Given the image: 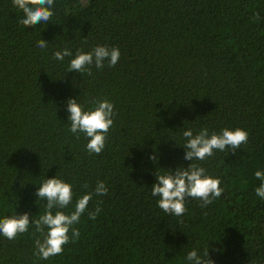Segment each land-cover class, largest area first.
<instances>
[{"label":"trees","instance_id":"16d2710c","mask_svg":"<svg viewBox=\"0 0 264 264\" xmlns=\"http://www.w3.org/2000/svg\"><path fill=\"white\" fill-rule=\"evenodd\" d=\"M52 11L49 22L25 27L12 0H0V219H38L47 201L35 193L55 176L72 185L65 214L99 181L108 193L93 196L74 225L79 239L62 254L35 255L44 235L30 223L14 240L0 234V264H189L193 249L209 250L215 264H264L254 175L264 172V0H54ZM98 45L120 49L114 67L68 72L77 50ZM65 47L73 55L56 60ZM75 98L85 110L94 100L114 105L99 155L70 132L67 101ZM205 127L242 128L248 142L185 160L183 132ZM190 163L224 192L206 207L187 198L181 217L165 213L151 195L156 174Z\"/></svg>","mask_w":264,"mask_h":264},{"label":"clouds","instance_id":"9594fccd","mask_svg":"<svg viewBox=\"0 0 264 264\" xmlns=\"http://www.w3.org/2000/svg\"><path fill=\"white\" fill-rule=\"evenodd\" d=\"M13 6L23 13V18L19 21L25 27L36 26L47 23L54 15L52 7L54 0H12ZM254 19H259L256 14ZM48 41L40 39L37 47L47 48ZM54 58L63 61L65 57L73 55L71 49L65 47L54 54ZM120 58L118 47L96 46L89 52L77 50L75 57L71 59L68 72L83 74L87 72L91 75V66L103 69L105 63L108 67H114ZM93 109L85 110L77 102V99L67 101L68 119L73 134L83 133L88 138L87 151L99 155L105 148L107 135L114 124V105L108 100L92 102ZM183 137L186 140L184 159L188 161H203L214 155L215 151H225L230 149L233 153L248 142L249 133L242 128L230 130L222 129L219 133L209 134L208 129L202 128L197 134H193L192 129L185 130ZM156 161L158 157H151ZM255 177L262 181L255 189L256 195L264 200V172L256 171ZM219 178L212 177L206 173V169L196 164L190 163L188 167H178L175 171L162 175L156 174V183L151 187V195L159 197L157 203L165 213L181 217L187 211L185 201L187 198L199 199L202 201L201 207L210 205L215 199L221 197L224 188L220 186ZM86 187V186H85ZM108 188L104 181H99L94 192L84 194L76 201L75 209L70 214H65L62 209L72 203V185L63 181L57 176L47 178L37 189L35 195L39 199L47 201V211L38 219L31 220L28 213L22 215L8 216L0 219V234L9 240H14L19 234L28 232L30 223L35 230L44 235L43 240L37 239L35 242L36 252L39 258L47 260L50 257L60 255L64 251V246L70 241L79 239L80 231L74 225L80 222V217L88 210L89 202L94 195H107ZM54 209H58L53 212ZM101 209L99 206L94 211L88 213L89 219L95 220ZM47 228V232H45ZM71 233V235H69ZM186 260L189 264H215L209 258V250L204 256L198 254L193 249L187 254Z\"/></svg>","mask_w":264,"mask_h":264}]
</instances>
